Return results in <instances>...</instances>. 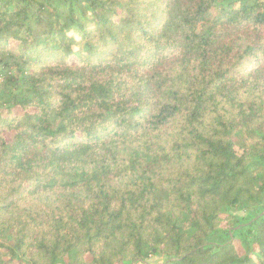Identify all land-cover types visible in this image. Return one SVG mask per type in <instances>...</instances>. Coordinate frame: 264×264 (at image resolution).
<instances>
[{
  "label": "trees",
  "instance_id": "obj_1",
  "mask_svg": "<svg viewBox=\"0 0 264 264\" xmlns=\"http://www.w3.org/2000/svg\"><path fill=\"white\" fill-rule=\"evenodd\" d=\"M0 264H264V0H0Z\"/></svg>",
  "mask_w": 264,
  "mask_h": 264
},
{
  "label": "rangeland",
  "instance_id": "obj_2",
  "mask_svg": "<svg viewBox=\"0 0 264 264\" xmlns=\"http://www.w3.org/2000/svg\"><path fill=\"white\" fill-rule=\"evenodd\" d=\"M161 261H162V259L159 257H151L149 259V262H151V263H157V262H161Z\"/></svg>",
  "mask_w": 264,
  "mask_h": 264
}]
</instances>
